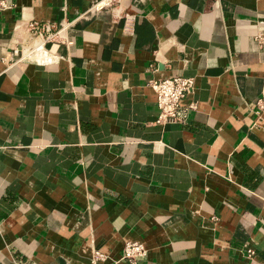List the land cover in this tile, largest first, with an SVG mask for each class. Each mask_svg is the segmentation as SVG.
<instances>
[{
    "label": "crops",
    "instance_id": "1",
    "mask_svg": "<svg viewBox=\"0 0 264 264\" xmlns=\"http://www.w3.org/2000/svg\"><path fill=\"white\" fill-rule=\"evenodd\" d=\"M3 1L0 264H264V0ZM31 22L58 61L15 62ZM172 77L197 111L158 124Z\"/></svg>",
    "mask_w": 264,
    "mask_h": 264
},
{
    "label": "built area",
    "instance_id": "2",
    "mask_svg": "<svg viewBox=\"0 0 264 264\" xmlns=\"http://www.w3.org/2000/svg\"><path fill=\"white\" fill-rule=\"evenodd\" d=\"M110 4L111 0L100 2L95 6V11H100ZM6 7V3L0 0V10ZM64 28H57L50 23H29L28 30L34 37L33 45L22 50L21 55L15 59V62L49 64L58 61L60 57L50 53L47 46L51 43L61 42V34ZM150 86L157 97L158 124H184L189 120L191 114L197 111L196 102L192 101L188 105L183 104L185 99L195 93L196 84L194 78L172 77L158 79L152 81ZM257 108L259 112H264V99L258 101ZM249 254H253V252L249 251ZM147 257L148 249L143 243H127L123 260L128 264H148Z\"/></svg>",
    "mask_w": 264,
    "mask_h": 264
}]
</instances>
